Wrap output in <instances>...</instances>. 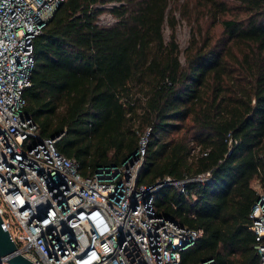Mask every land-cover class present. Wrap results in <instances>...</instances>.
I'll list each match as a JSON object with an SVG mask.
<instances>
[{"label":"trees","instance_id":"trees-1","mask_svg":"<svg viewBox=\"0 0 264 264\" xmlns=\"http://www.w3.org/2000/svg\"><path fill=\"white\" fill-rule=\"evenodd\" d=\"M112 1L116 21L98 25ZM170 1H60L32 39L24 110L82 175L120 164L145 133L137 185L208 172L153 192L157 213L203 230L179 264H257L249 213L254 181L264 184V0H186L188 15ZM181 18L191 25L183 49Z\"/></svg>","mask_w":264,"mask_h":264},{"label":"built area","instance_id":"built-area-1","mask_svg":"<svg viewBox=\"0 0 264 264\" xmlns=\"http://www.w3.org/2000/svg\"><path fill=\"white\" fill-rule=\"evenodd\" d=\"M60 1L0 0V219L17 252L35 264H179L180 252L203 230L157 213L153 192L162 185L182 191L185 181H203L208 172L137 185L145 133L120 164L82 175L78 163L57 149L58 135L41 136L24 110L23 92L34 66L32 39ZM116 5L104 3L96 23L112 25L110 8ZM253 187L249 229L257 264H264V184L255 180ZM0 264L10 263L0 256Z\"/></svg>","mask_w":264,"mask_h":264},{"label":"rangeland","instance_id":"rangeland-1","mask_svg":"<svg viewBox=\"0 0 264 264\" xmlns=\"http://www.w3.org/2000/svg\"><path fill=\"white\" fill-rule=\"evenodd\" d=\"M175 2L178 3L179 5L180 4H183V6L186 5L187 6L186 15H188L190 13L191 5H187L185 3L186 0H175V1L171 0L170 1V7H173L175 5ZM192 13L194 15V12H192ZM231 13L232 14L236 13L238 16H242L241 13H238V11H235V10H233V12H231ZM175 15L177 18H180L177 9L175 10ZM190 26L191 25L189 23H187V21L184 18L180 19V23H179L177 30H176V39H177V42L179 44L180 49H183L187 44V40L190 37V30H191ZM169 31H170L169 28L165 24L164 29H163V33H164L165 38L168 37ZM204 31H205V27H204ZM210 31H213V33H215V34L218 33V26L217 25L214 26ZM180 59H181V61H183L182 53L180 54Z\"/></svg>","mask_w":264,"mask_h":264},{"label":"water","instance_id":"water-1","mask_svg":"<svg viewBox=\"0 0 264 264\" xmlns=\"http://www.w3.org/2000/svg\"><path fill=\"white\" fill-rule=\"evenodd\" d=\"M0 256H3L10 264H35L29 258L19 254L15 243L11 240L0 219Z\"/></svg>","mask_w":264,"mask_h":264}]
</instances>
